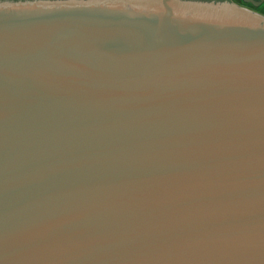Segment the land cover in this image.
Here are the masks:
<instances>
[{"label":"water","instance_id":"obj_1","mask_svg":"<svg viewBox=\"0 0 264 264\" xmlns=\"http://www.w3.org/2000/svg\"><path fill=\"white\" fill-rule=\"evenodd\" d=\"M264 0H0V264H264Z\"/></svg>","mask_w":264,"mask_h":264},{"label":"rangeland","instance_id":"obj_2","mask_svg":"<svg viewBox=\"0 0 264 264\" xmlns=\"http://www.w3.org/2000/svg\"><path fill=\"white\" fill-rule=\"evenodd\" d=\"M258 11L261 13V14H264V6H261Z\"/></svg>","mask_w":264,"mask_h":264},{"label":"crops","instance_id":"obj_3","mask_svg":"<svg viewBox=\"0 0 264 264\" xmlns=\"http://www.w3.org/2000/svg\"><path fill=\"white\" fill-rule=\"evenodd\" d=\"M234 3H237V0H232ZM260 13V12H258ZM261 14V13H260ZM262 16H264V14H261Z\"/></svg>","mask_w":264,"mask_h":264}]
</instances>
